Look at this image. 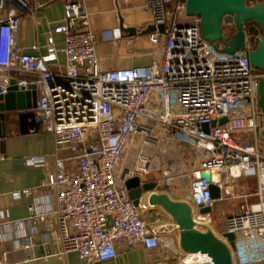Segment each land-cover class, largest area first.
<instances>
[{
	"label": "built area",
	"instance_id": "obj_1",
	"mask_svg": "<svg viewBox=\"0 0 264 264\" xmlns=\"http://www.w3.org/2000/svg\"><path fill=\"white\" fill-rule=\"evenodd\" d=\"M142 2L156 29L128 36L126 42L133 51L145 38L161 49L159 56L150 65L103 69L84 0L66 4L64 19L54 28L64 34V46L58 48L51 35L47 55L24 52L17 39L22 16L43 4L0 0V95L8 92L13 79L20 91L34 86L32 132L51 134L55 144V170L42 184L51 194L50 211L38 202L30 205L27 220L18 221L7 220L0 211L4 239L11 240L14 228L31 222L30 232L19 237L21 248L30 250L38 227L52 214L59 256L76 252L86 263L103 262L119 256L120 242L163 245L168 224L159 223V218L149 220L150 193L132 200L125 185L138 177L142 183L168 184L171 195L179 192L191 204L197 228H211L229 246L231 236L234 264H264V151L259 135L263 112L257 102L264 70L250 64L246 51L216 50L201 34L200 18L187 13L186 0ZM112 41L117 43L118 37ZM60 55L66 63L52 67ZM223 117L227 120L220 124ZM185 149L196 156L191 168L182 157ZM170 161L173 173L167 175ZM25 163L43 167L46 157L29 156ZM204 172L219 186L220 201L240 196L247 202L226 218L220 233L213 228L211 213H201L202 207L214 208L218 202L211 198ZM248 179L256 180L255 189L236 194ZM34 192L27 188L12 195L20 199ZM171 228L178 233L174 221ZM44 239L49 240L48 234ZM7 256L4 251L5 261ZM144 264H213V260L206 253L180 250Z\"/></svg>",
	"mask_w": 264,
	"mask_h": 264
},
{
	"label": "crops",
	"instance_id": "obj_2",
	"mask_svg": "<svg viewBox=\"0 0 264 264\" xmlns=\"http://www.w3.org/2000/svg\"><path fill=\"white\" fill-rule=\"evenodd\" d=\"M69 1L36 0L43 5L35 6L32 13L22 16L17 32L18 45L24 52L47 55L51 35L58 48L64 46V34L55 33L54 28L64 19L65 6ZM84 4L89 13L90 26L97 34V55L103 69L150 65L159 56L161 49L149 44L145 38L139 39L134 50L130 51L126 38L131 35L120 28V17L125 27H135L138 32L153 22L152 14L142 0H84ZM113 37H118L117 43H113ZM65 63V57L60 55L58 61L51 65L59 68ZM33 110L26 107L0 110V211L5 212L7 220L11 221L27 220L30 217V205L38 202L44 203L47 212L51 209V194L42 184L55 170V144L51 134L32 132L36 126ZM260 143L263 144V141ZM33 155L45 156V166H27L26 158ZM27 188L34 189V194L20 199L13 197V192ZM2 222L0 220V264H144L180 251L178 233L172 230L173 220L166 214L159 217V223L168 224L162 233L163 245L130 246L120 242L116 259L88 263L76 252L58 255L60 245L57 224L52 214L38 227L30 250L21 248L19 237L30 232L32 223L27 221L14 228L12 239L5 240ZM44 234H48L49 240L45 241ZM4 251L8 252L7 261L3 258Z\"/></svg>",
	"mask_w": 264,
	"mask_h": 264
},
{
	"label": "water",
	"instance_id": "obj_3",
	"mask_svg": "<svg viewBox=\"0 0 264 264\" xmlns=\"http://www.w3.org/2000/svg\"><path fill=\"white\" fill-rule=\"evenodd\" d=\"M187 13L200 18V29L203 38L211 43L213 47L221 52L234 53L236 51H246L250 64L258 69L264 70V0L250 3L248 0H186ZM255 21L262 29V35L257 45L248 49L247 26L249 22ZM225 25H233L235 32L225 33ZM165 25H159L164 29ZM120 28L129 35H146L153 32L156 26L151 23L145 29L138 32L135 27H125L124 20L120 17ZM32 90L20 91L16 86V80L11 81V86L5 95H0V110H11L15 108L35 109L37 106V91L34 86ZM258 107L263 112L262 128L259 131L261 140L264 142V78L258 85ZM227 117L220 120L224 123ZM216 122H212L215 126ZM205 131H209V126L204 125ZM171 146L166 148L167 151ZM173 173V162H169L166 174ZM202 177L206 178L209 184L211 198L220 201L221 190L219 186L211 182V175L204 172ZM129 189L132 200H136L143 193H150L148 197L147 209L149 220L168 215L178 225V245L186 253H206L213 264H234L232 252L234 247L232 237L229 236L228 243L220 238L215 232L207 227L205 230L196 227L193 218L191 204L176 195L169 193L168 184H158L156 181L141 182L138 177L129 178L125 182ZM213 207H202L201 213H211Z\"/></svg>",
	"mask_w": 264,
	"mask_h": 264
},
{
	"label": "rangeland",
	"instance_id": "obj_4",
	"mask_svg": "<svg viewBox=\"0 0 264 264\" xmlns=\"http://www.w3.org/2000/svg\"><path fill=\"white\" fill-rule=\"evenodd\" d=\"M252 3V2H250ZM147 16V15H146ZM225 32L227 33H234V26L233 25H225L224 27ZM261 148L264 150V142L263 144L260 143ZM192 154V159L191 158ZM183 159L186 160V167L191 168L192 165L196 162V156L191 149H185V152L182 154ZM189 157V158H188ZM188 159H190L188 161ZM193 160V161H192ZM256 186V180L250 179L247 182L241 184L240 188L236 189V194H245L246 192L253 191ZM176 196L180 198V193L176 192ZM249 203L254 201V199H248ZM246 199L244 197H227L222 201L216 202L213 211L211 212L213 218V228L217 233H220L224 228L226 218L229 215L239 212L244 205H246ZM179 246V245H178ZM180 249V248H179ZM181 250V249H180Z\"/></svg>",
	"mask_w": 264,
	"mask_h": 264
},
{
	"label": "trees",
	"instance_id": "obj_5",
	"mask_svg": "<svg viewBox=\"0 0 264 264\" xmlns=\"http://www.w3.org/2000/svg\"><path fill=\"white\" fill-rule=\"evenodd\" d=\"M261 0H248V2H259ZM262 35V29L255 21L249 22L247 26V36H249V43L251 47H255L259 41V36Z\"/></svg>",
	"mask_w": 264,
	"mask_h": 264
},
{
	"label": "flooded vegetation",
	"instance_id": "obj_6",
	"mask_svg": "<svg viewBox=\"0 0 264 264\" xmlns=\"http://www.w3.org/2000/svg\"><path fill=\"white\" fill-rule=\"evenodd\" d=\"M226 34H231V33H227V32H225Z\"/></svg>",
	"mask_w": 264,
	"mask_h": 264
}]
</instances>
